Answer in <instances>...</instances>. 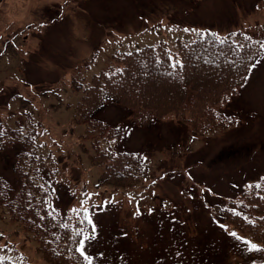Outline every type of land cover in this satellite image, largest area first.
Segmentation results:
<instances>
[{"label":"rangeland","instance_id":"obj_1","mask_svg":"<svg viewBox=\"0 0 264 264\" xmlns=\"http://www.w3.org/2000/svg\"><path fill=\"white\" fill-rule=\"evenodd\" d=\"M208 32H245L264 43V0H0V176L15 186L23 145L8 128L36 129L53 206L60 214L87 208L95 226L84 243L92 264H264V244L221 215L264 177V45L219 108L228 123L202 134L170 115L135 124L127 108L105 101L99 117L122 122V134L98 136L100 147L148 159L134 185L99 181L103 163L91 161L92 135L73 116L83 85L117 63L119 52L160 41L175 49L177 38ZM231 232L260 249L249 251ZM36 245L0 211V257L48 264Z\"/></svg>","mask_w":264,"mask_h":264},{"label":"trees","instance_id":"obj_2","mask_svg":"<svg viewBox=\"0 0 264 264\" xmlns=\"http://www.w3.org/2000/svg\"><path fill=\"white\" fill-rule=\"evenodd\" d=\"M261 47L259 39L242 32L234 38L207 34L177 39L175 49L165 42L143 45L120 53L117 63L93 73L82 87L73 116L92 135L91 161L103 163L99 181L129 186L148 171V160L139 152L100 147L98 136L121 133L120 123L111 125L98 115L107 99L126 107L137 124L171 115L187 122L194 134H202L226 124L219 108L244 83ZM3 129L0 122L2 135ZM20 130V126L8 128L23 147L16 153L15 186L0 176V211L35 238L48 264H87L76 248L92 223L82 210L60 214L53 206L52 185L44 179L42 158L35 153L36 129L30 127L23 134ZM221 215L238 231L264 244V177L251 182L239 200L223 206ZM0 264L16 263L5 258Z\"/></svg>","mask_w":264,"mask_h":264},{"label":"snow or ice","instance_id":"obj_3","mask_svg":"<svg viewBox=\"0 0 264 264\" xmlns=\"http://www.w3.org/2000/svg\"><path fill=\"white\" fill-rule=\"evenodd\" d=\"M186 31H187V29H186ZM177 63H179V62H177ZM251 67H255V65H252ZM249 71H251V68H249ZM245 79H247V77H245ZM0 135H2V133H0ZM257 187H259V185H257ZM83 203L84 202L81 201V205H83ZM81 210L85 213V217H84L85 220H87L88 223L91 224V218L87 215V208L72 209L73 212H77V213H79V211H81ZM221 227H224L227 230V226L226 225H221ZM80 234L81 233H77V235H80ZM94 234H95V226L93 225L91 234L88 235V236H84L79 241L78 246L76 248V251L79 252L82 257H84V259L87 262V264H92V258L85 254L84 243H85L86 240L94 238ZM230 234L233 235L234 237H236L237 239L243 240L248 245L249 251L259 250L260 249L259 245L253 243L252 241L246 240V238H244V237L238 236L237 233L231 232ZM3 259H5V258L4 257H0V260H3Z\"/></svg>","mask_w":264,"mask_h":264}]
</instances>
